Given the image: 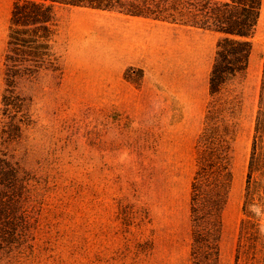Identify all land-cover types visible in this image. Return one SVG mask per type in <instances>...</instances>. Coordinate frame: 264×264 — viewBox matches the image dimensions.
Wrapping results in <instances>:
<instances>
[{
  "label": "rangeland",
  "instance_id": "obj_1",
  "mask_svg": "<svg viewBox=\"0 0 264 264\" xmlns=\"http://www.w3.org/2000/svg\"><path fill=\"white\" fill-rule=\"evenodd\" d=\"M13 1L0 0V164L20 172L17 214L27 230L12 243L0 239V264H191V183L209 108L232 172L220 264H237L241 239L238 264H264L259 199L250 207L261 219L258 234L245 230L241 238L264 77V9L247 73L229 78L214 99L209 77L222 34L203 31L204 51L214 55L203 67L200 103L199 81L189 82L171 56L178 31L166 26L174 22L65 4L55 7L62 79L32 65L34 77L8 88Z\"/></svg>",
  "mask_w": 264,
  "mask_h": 264
},
{
  "label": "trees",
  "instance_id": "obj_2",
  "mask_svg": "<svg viewBox=\"0 0 264 264\" xmlns=\"http://www.w3.org/2000/svg\"><path fill=\"white\" fill-rule=\"evenodd\" d=\"M57 4L220 32L222 36L217 42L209 77L213 99L229 78L247 73L262 8V0H14L4 54V81L8 88L16 87L19 79L34 77L32 65L54 72L59 81L62 79L64 67L54 46L59 31ZM210 111L209 108L205 128L197 141V169L191 183V264H220L222 211L232 181L228 150L222 144L223 136H216L210 129ZM21 183L18 169L0 164V239L7 243L19 240L20 232L27 230L24 218L17 214L25 195ZM257 199L264 206V77L248 164L241 238L245 230L255 236L258 234L261 219L250 208L259 205ZM241 246L242 239L237 264Z\"/></svg>",
  "mask_w": 264,
  "mask_h": 264
},
{
  "label": "crops",
  "instance_id": "obj_3",
  "mask_svg": "<svg viewBox=\"0 0 264 264\" xmlns=\"http://www.w3.org/2000/svg\"><path fill=\"white\" fill-rule=\"evenodd\" d=\"M169 25L172 26L166 27H172L178 31L171 40L174 49L171 56L173 60H178L179 66H181L179 70L186 74L189 82L199 81V88L196 83L194 94L195 98H199L200 103H202L205 72L203 67L210 64L214 51L212 49H209L207 52L204 51L203 42L200 39L204 33L203 29L178 23H170Z\"/></svg>",
  "mask_w": 264,
  "mask_h": 264
},
{
  "label": "bare ground",
  "instance_id": "obj_4",
  "mask_svg": "<svg viewBox=\"0 0 264 264\" xmlns=\"http://www.w3.org/2000/svg\"><path fill=\"white\" fill-rule=\"evenodd\" d=\"M264 9V0L262 1V8L261 10ZM261 17H262V11H261Z\"/></svg>",
  "mask_w": 264,
  "mask_h": 264
}]
</instances>
